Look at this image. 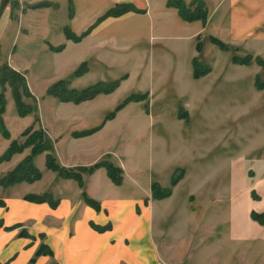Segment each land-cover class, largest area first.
Instances as JSON below:
<instances>
[{"label": "rangeland", "instance_id": "rangeland-1", "mask_svg": "<svg viewBox=\"0 0 264 264\" xmlns=\"http://www.w3.org/2000/svg\"><path fill=\"white\" fill-rule=\"evenodd\" d=\"M124 2L131 1L0 0V19L6 13L0 32V64H25L28 73L37 78L34 96L38 111L32 112V126L49 129L59 126L60 115L73 118L84 114L90 123L97 120L98 127L88 134L76 130V137L93 134L108 122L113 126L110 148L97 162L109 160L120 166L121 184L136 199L152 194L154 226L145 228L155 236L162 264H264V224L251 216L253 210L264 212V48L261 54L255 47L231 43L226 32L228 0H206L213 14L206 22L197 19L208 28L197 35L203 49L197 50L194 58L211 70L195 77L189 58L183 61L189 68L184 70L181 58L185 59V54L178 57L170 43L154 40L152 32L150 39L146 38L138 26L149 18L140 13L142 10L135 11L139 15H123L125 12L100 19ZM67 29L74 36L89 32L77 40L67 35ZM210 36L224 40L230 49L216 47ZM65 37L76 42L71 51L88 50L89 43L95 50L65 70V77L62 72L54 81L43 83L41 76L47 72L44 59H49L50 68L63 61ZM189 51L188 45V55ZM235 55H251L252 62H234ZM83 63L86 71L73 76ZM64 78L70 79L71 88L78 89L99 81L120 83L112 92L81 101L98 98L74 112L64 105L74 101L48 94L49 87ZM6 90L15 99L12 86L6 84L5 94ZM137 92L147 94L146 98L131 101L113 118H106L125 97ZM99 96H104L103 103ZM24 100L32 102L25 96ZM93 173H83V187L77 179L67 178L78 182L85 199L93 198L86 190V176ZM177 175L178 182L172 185ZM154 182L172 188L171 194L154 197ZM49 193L51 198L56 195L53 189ZM93 199L101 207V202ZM135 208L141 212L138 204Z\"/></svg>", "mask_w": 264, "mask_h": 264}, {"label": "crops", "instance_id": "crops-1", "mask_svg": "<svg viewBox=\"0 0 264 264\" xmlns=\"http://www.w3.org/2000/svg\"><path fill=\"white\" fill-rule=\"evenodd\" d=\"M130 1L143 11L140 12L143 16L147 18L149 15L146 24L138 25L146 32V38L150 39L152 32L154 40L165 39L178 57L185 54V59L181 58L182 65L183 61L187 62L189 58L190 72L193 73V59L198 53L197 49L193 52V40L195 41L197 35L208 28V24L204 26L200 20H184L179 15L177 7L167 4L168 0H158V3L156 0H140L139 3ZM227 6L230 13L226 32L231 43L255 47L258 53L263 54L264 0L258 2L228 0ZM209 9L210 20L213 11ZM138 13L128 11L123 15ZM5 15L6 13L0 19V32L5 23ZM75 25L77 27V24ZM78 27L83 28L79 23ZM62 42L67 45L61 54V58L64 55V59L57 67L50 68L49 59L47 57L44 59L47 72L41 76L43 83L46 79L54 81L62 72L65 77L68 74L65 70H71L81 61L83 55L95 50L91 49L89 43L88 50L71 51L76 42L68 40L67 37ZM13 67L24 73L34 94L37 78L28 73L25 64H13ZM184 68L185 71L189 69L188 66ZM6 97L4 119L11 137H5L0 128V156L13 139L21 143L25 141L26 136L23 132L33 125L35 118L34 113L19 115L15 99L7 90ZM99 97L103 103L104 96ZM95 100H87L81 104L63 103L65 108L80 112L83 110L81 105L91 104ZM90 122L85 118V114L73 118L60 115L59 126L46 128L47 131H51L50 135L55 140L56 156L63 165L67 167L92 165L109 150L113 141L111 136L113 126L109 122L93 134L75 136L76 130L84 132L98 127L97 120ZM31 151L32 147H26L22 152L15 153L11 159L0 161V179ZM46 158L47 152L44 151L35 159L37 167L42 171L40 179L23 180L9 186L0 184V264H28L34 257L33 264H162L161 252L153 241L155 236H152V232L147 233L145 228L152 225L153 229L154 226L155 204H152L154 203L152 194L150 198L144 196L136 199L123 184H115L108 176L107 169L101 167L92 175L86 176V190L89 196L101 202L99 209L83 198L76 180L57 176L55 171L49 169ZM51 189L56 191L54 198L50 196ZM45 194L49 196L40 200L30 197ZM137 204L141 207L139 213L135 208ZM135 223H138L137 228ZM42 244H46L52 253L45 251L37 254Z\"/></svg>", "mask_w": 264, "mask_h": 264}, {"label": "trees", "instance_id": "trees-1", "mask_svg": "<svg viewBox=\"0 0 264 264\" xmlns=\"http://www.w3.org/2000/svg\"><path fill=\"white\" fill-rule=\"evenodd\" d=\"M169 6H175L178 8L179 15L184 20L193 21L200 19L204 22L207 21L209 18V7L206 0H191V2L186 3L185 0H168ZM3 5L0 8V14L2 12ZM128 11H141L139 10L134 3L132 2H124L118 3L115 7L110 8L108 11L103 14L100 19H103L107 16H119ZM89 30H86L83 34L79 36H74L70 30L67 29L68 36H74L77 40L80 39L83 35L88 33ZM210 39L213 43L217 44L221 49L229 50L230 45L226 43L224 40L216 37L210 36ZM203 49V41L200 38L197 42V50L201 51ZM260 62L262 60L260 58ZM234 62L238 63H245L249 64L252 62V56L247 55L244 57H240L235 55L233 57ZM194 64V76L201 77L207 74L211 69L209 66L203 65L198 57L193 59ZM85 65V66H84ZM86 63L82 64V67L78 68L74 73L73 76H78L83 74L86 71ZM120 80L115 81H99L88 87L78 89V88H71L70 87V79L64 78L54 82L48 89V94L56 96L63 101H74V102H81L86 99H91L97 96L99 93H109L114 91V89L119 85ZM6 84H9L13 88L14 97L17 103L18 113L21 116H25L32 112L38 111V106L36 104L37 99L32 93L29 85L28 80L24 73L14 68L9 62H3L0 64V85H3V90L0 91V128L5 135V137L10 138L11 133L7 124L4 119V114L6 112L7 107V98L4 91ZM264 86V84H263ZM24 96L27 98H32L33 103H27L24 100ZM147 94L145 93H132L125 97L117 107L112 110L109 114H107L106 118H113L116 113L123 108L127 103L131 101H139L146 98ZM39 118L37 117V120ZM96 128L90 129L88 131H84L81 134H88L95 131ZM23 135L26 136L24 142H19L17 139H13L7 148V150L0 156V161L9 160L12 156L17 152H22L26 147H32V151L30 154L27 155L18 165L13 168L12 170L8 171L1 179L0 184L4 186H9L14 183L27 180V181H35L42 177V171L37 167L35 163L36 156L44 151L47 152L46 164L49 169H52L62 177L66 178H75L78 180L79 185L81 187L84 186V177L83 173L91 174L93 173L98 167L106 166L108 169V173L112 180L116 184H121L123 181L122 175V168L115 163L109 160H102L90 167L78 166L73 168H68L62 165L57 156L54 154V143L48 133V131L44 128H34V126H29L24 130ZM180 175L175 176L172 181V185L178 182ZM172 188H165L162 187L158 182L153 183V193L154 197H165L171 194ZM49 196V194L45 195H31V198L36 199H44L45 197ZM87 201L94 205L95 207L99 208L100 203L93 198L86 197ZM53 205H55L53 203ZM251 216L253 219L258 220L260 223L264 224V212H258L253 210L251 212ZM49 252L52 251L47 247L46 244H42L37 254L42 252ZM35 261V257L28 263L33 264Z\"/></svg>", "mask_w": 264, "mask_h": 264}, {"label": "bare ground", "instance_id": "bare-ground-1", "mask_svg": "<svg viewBox=\"0 0 264 264\" xmlns=\"http://www.w3.org/2000/svg\"><path fill=\"white\" fill-rule=\"evenodd\" d=\"M256 2H258V0H256ZM239 18V17H238Z\"/></svg>", "mask_w": 264, "mask_h": 264}]
</instances>
